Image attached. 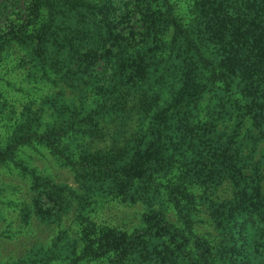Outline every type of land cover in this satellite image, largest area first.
<instances>
[{
    "label": "rangeland",
    "instance_id": "rangeland-1",
    "mask_svg": "<svg viewBox=\"0 0 264 264\" xmlns=\"http://www.w3.org/2000/svg\"><path fill=\"white\" fill-rule=\"evenodd\" d=\"M85 1L99 3V0ZM140 1L156 4L155 0ZM7 2V10L0 15V44L10 42L0 52V148L6 151L18 145L16 160L21 163L16 168L14 164L0 162V264H78L72 257L92 238L83 233L84 228L93 225L97 231L131 233L142 228V215L152 207L162 211L163 226L169 227L171 235L183 237L181 243L178 238L175 240L177 246L185 247L181 255L184 258H198L202 252H209L220 264H238L231 234L223 226L220 214H216L221 204L237 196V179L217 169L211 178L200 181L185 176L196 158L186 138H195L201 129L212 130L222 137L223 144L242 152L237 168L241 167L243 177L254 178V169L260 165L257 152L264 153V141L258 139L243 102L236 103L227 92L231 99L228 105L225 96L212 90L213 87H208L210 91H204L197 99L186 95L177 100L174 93L163 88V80L150 78L159 77L156 74L163 69L157 65L158 60L145 69V78H136L135 71L128 76L124 73L122 86H115L118 79L110 82V62L122 61L120 64L125 66L128 63L125 60L142 44L140 33L135 34L132 43L126 34L116 36L106 44L111 52L105 53L102 48L90 54L80 51V56L74 58L73 51L62 41L47 40L37 47L36 40L30 39L46 16L32 23L22 35L29 37L27 42L24 38L9 39L4 34L7 26L10 21L23 23L25 5L23 0ZM0 7H6L4 2ZM59 24L70 25L64 16L56 19L53 28ZM170 38L171 33L157 35L150 48L163 56V49L156 48V44L159 41L163 45ZM218 86L224 88L223 84ZM144 90H152L154 99L146 100ZM96 110L105 115L96 117ZM17 133L18 139H25L23 144L14 145L9 140L10 135ZM47 137L54 138V148L47 145ZM109 146L118 152L152 151L148 153L152 170L155 163L164 172L170 167L175 169L157 186L142 179L140 186L133 185L127 190L116 189L110 183L119 179V175L126 179L120 168L106 176L92 172L78 178L79 164H83L80 151ZM260 166L264 170V164ZM156 174L153 171L152 176ZM33 175L50 177L47 180L51 183L67 187L64 194L70 201L52 220L46 221L48 214L31 211ZM261 183L260 193L264 197V180ZM260 228L264 234L263 223ZM111 262L102 259L79 264Z\"/></svg>",
    "mask_w": 264,
    "mask_h": 264
},
{
    "label": "trees",
    "instance_id": "trees-1",
    "mask_svg": "<svg viewBox=\"0 0 264 264\" xmlns=\"http://www.w3.org/2000/svg\"><path fill=\"white\" fill-rule=\"evenodd\" d=\"M7 1L12 0H0L6 6L0 7V15L7 10ZM112 1L115 0H99L94 5L85 0H23V23L10 21L4 34L9 39L24 38L26 41L29 37L22 35L29 26L46 16V21L30 39L36 40L37 47L47 40L49 43L62 41L77 58L80 51L90 54L102 48L105 53L111 52L106 44L115 40L116 36L126 34L132 43L135 34L140 33L142 44L125 60L128 61L125 66L120 64L122 61L110 62V82L118 79L114 85L121 87L122 75L125 73L128 76L132 71H135L136 78H145V69L158 60L157 65L163 69L156 74L159 77L150 78L153 81L163 80V88L174 93V98L181 100L187 95L190 99H197L204 91H210L208 87H213L212 90L225 96L229 105L231 99L227 92H230L236 103L243 102L258 139L264 141V0H155L156 4L140 0ZM62 16L69 20L70 25L59 24L53 28L56 19ZM169 33L171 38L164 40L163 45L159 41L156 44V48L163 49V56L157 55L150 44L157 35ZM9 43L0 44V52ZM218 84H223L224 88ZM230 86H234V93ZM143 95L146 100L155 97L152 90H144ZM213 95L210 96L212 100L215 99ZM94 114L96 117L105 115L99 110ZM9 138L14 145L25 141L18 139V133ZM47 139V145L54 148V138ZM186 141L189 149L195 150L196 158L190 169L185 171V176L200 181L211 178L217 169L237 179V196L221 204L216 214H220L223 226L231 234L232 251L237 254L235 260L238 264H264V234L260 228L262 223L264 225V197L260 193L264 180V170L260 165L264 164V160L261 161L264 153L257 152L260 165L254 169L255 177H243L241 167L237 168L242 152L223 144L222 137L212 130L201 129L200 134L195 138L188 136ZM17 147L6 151L0 148V162L14 164L17 168L21 163L16 160ZM114 149V146H109L80 151L83 164H79L81 172L78 178L92 172L106 176L111 170L120 168L126 179H121L119 175V179L110 178V183L116 189L127 190L133 185L140 186L142 179L150 180L151 185L157 186L175 169L170 167L164 172L155 163L152 170V161L148 156L152 151L149 150L137 149L134 153H127L126 150L118 152ZM153 171L157 172L155 176H152ZM49 178L33 175L31 180L34 195L31 211L43 216L48 214L46 221L58 216L61 208L70 201L69 196L64 194L67 187L53 184L47 180ZM144 189H148L146 185ZM142 222V228L131 233L112 229L97 231L93 225L84 228L83 233L92 238L84 243L72 260L78 264L102 259L106 263L111 259L113 263L110 264H145V260L148 261L146 264H220L218 258L209 252H202L198 258L181 256L185 247L177 246L175 239L178 238L181 243L183 237L171 235L169 227L163 226L165 222L161 210L149 208V212L142 215ZM76 243L80 244L81 240H76ZM186 252L191 253L188 249Z\"/></svg>",
    "mask_w": 264,
    "mask_h": 264
}]
</instances>
